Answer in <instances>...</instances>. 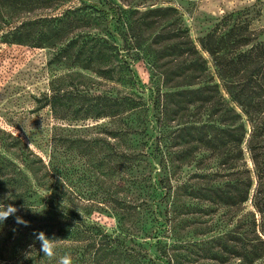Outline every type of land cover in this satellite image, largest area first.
<instances>
[{"label":"trees","instance_id":"trees-1","mask_svg":"<svg viewBox=\"0 0 264 264\" xmlns=\"http://www.w3.org/2000/svg\"><path fill=\"white\" fill-rule=\"evenodd\" d=\"M4 1L0 8L17 14L72 0ZM156 5L140 10L133 0H99L23 21L2 35L6 44L57 49L52 64L130 90L131 56L143 55L154 86L147 99L133 92L99 95L90 106L95 119L109 120L101 134L115 141L106 145L111 155L93 167H105L112 179L124 174L117 182L124 184H111L114 193L105 199L116 220L113 233L91 218L93 205L74 203L94 199L66 185L54 157L46 162L22 139L0 131V202L17 207L29 222L25 227L9 217L0 225V264H56L65 253L73 264H143L144 255L130 248L140 247V235L160 243L162 231L186 225L189 214L218 211L219 238L212 242L219 240V264H255L264 257V28L251 27L252 10L230 12L197 46L177 9ZM46 105L59 119L67 109L58 93ZM67 142L71 150L77 141ZM117 142H124V152H117ZM84 144L90 149L100 142ZM191 169L197 173L189 175ZM251 193L260 224L253 214L239 218ZM34 231L60 239L55 259L43 257Z\"/></svg>","mask_w":264,"mask_h":264},{"label":"rangeland","instance_id":"rangeland-1","mask_svg":"<svg viewBox=\"0 0 264 264\" xmlns=\"http://www.w3.org/2000/svg\"><path fill=\"white\" fill-rule=\"evenodd\" d=\"M98 1L72 0L63 5L60 1H54L53 5L32 11L23 10L16 12L17 14H11L10 9L0 8V131L22 139L46 162L50 157H54V162L63 172V181L66 185L71 183L75 193L86 199H94L89 203L82 201L74 203L80 207L93 205L90 207L91 218L106 232L113 233L117 230L116 220L109 209V204H105V199L114 193L110 188L111 184L117 183L124 174L117 171L116 179L113 180L108 176L105 167L100 171L93 167L101 162L100 158L111 155V149L106 145H112L115 141L101 134L102 127L109 126V120L95 119L90 106L99 95L108 96L116 93L124 95L133 92L147 99L148 90L154 86L148 61L143 55L131 56L135 89L130 90L124 85L98 78L90 71L68 67L62 63L52 64L51 60L57 49L10 45L1 40L2 35L11 32L23 21L58 16L67 7L94 5ZM133 1L140 10L143 6L148 7L153 3L157 4L156 6L175 7L197 46L198 40L209 32L222 16L230 12L252 10L251 15L257 18L251 27L255 30L264 28V0ZM2 3L6 1L0 0V6H3ZM55 93H58L66 103L67 109L59 114L62 119L57 118L46 105V99ZM54 138H60L61 142L54 145ZM67 141L77 142L69 150ZM91 141H98L100 144L96 148H87L91 150L89 153L84 143ZM102 143L104 145H101ZM125 147L124 142H117L115 148L117 152L122 153ZM53 149L56 153H53ZM245 160L247 168L252 170L253 166L247 152ZM103 164H108L107 159ZM187 173L192 175L197 172L191 169ZM120 182L117 184H124ZM255 186L256 182H253V188ZM118 193L117 197L122 198L124 193L121 191ZM251 199L252 193L244 204L239 218L246 220L253 214L260 224V216L254 210ZM167 217L170 218V215ZM186 219V225L178 222L172 231L163 230L158 238L160 243L155 239L142 238L144 236L140 235L135 239L140 247L130 248L144 255L143 264H219V253L216 252L219 248L218 246L214 248L219 240L217 243L212 242L219 238V211L203 217L199 214H189ZM214 254L216 255L213 256ZM228 264H239V261L233 260ZM255 264H264V257Z\"/></svg>","mask_w":264,"mask_h":264},{"label":"clouds","instance_id":"clouds-1","mask_svg":"<svg viewBox=\"0 0 264 264\" xmlns=\"http://www.w3.org/2000/svg\"><path fill=\"white\" fill-rule=\"evenodd\" d=\"M19 209L12 204L5 205L0 202V225H2L9 217H14L17 224H21L25 227L29 226V222L24 220L21 216L17 215ZM35 212V211H34ZM33 236L36 241L40 243L39 251L43 253V257H46L49 261L57 257V243L60 239L53 236L49 238L45 232L39 231L33 232ZM30 248H33L34 245H29ZM56 264H73V259L70 253H65L60 256Z\"/></svg>","mask_w":264,"mask_h":264}]
</instances>
